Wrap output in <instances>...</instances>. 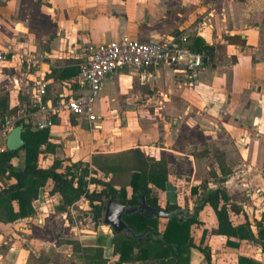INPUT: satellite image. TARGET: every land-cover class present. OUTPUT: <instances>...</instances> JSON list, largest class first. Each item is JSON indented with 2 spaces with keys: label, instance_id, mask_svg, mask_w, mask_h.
Returning a JSON list of instances; mask_svg holds the SVG:
<instances>
[{
  "label": "crops",
  "instance_id": "1",
  "mask_svg": "<svg viewBox=\"0 0 264 264\" xmlns=\"http://www.w3.org/2000/svg\"><path fill=\"white\" fill-rule=\"evenodd\" d=\"M179 34L187 35L189 48L205 54L201 69L189 73L181 66L125 68L104 78L94 112L99 120L103 114L113 118L118 112L125 113L122 127L100 124L95 128L83 116L58 114L48 129L49 149L43 155L51 161L58 159L63 168L77 161L89 165L97 154L138 148L146 156L166 162V188L155 192L161 210L176 204L191 213L204 192L219 188L241 211L230 216L237 220L231 219L232 223L248 221L255 233L253 224L261 221L264 213V179H252L254 173L264 174V135L260 134L264 116L258 119L253 106L264 104V60H255L249 49L264 48V0H0V49L11 50L0 61V95L8 94L16 112L30 99L28 79L34 74L22 66L23 52L40 58L39 68L45 76L50 68L78 69L89 44L123 37L159 42ZM204 46L209 49L198 51ZM72 78H46L47 97L76 94ZM247 81L257 83L258 99L248 97L237 104L233 96L226 101V90L235 93ZM221 89L223 98L215 94ZM159 93L169 97L161 100ZM98 104L99 113L95 110ZM40 119L37 115L28 121L34 125ZM252 122L257 133L252 131ZM84 128L102 130V134L105 129L107 135L111 130L112 134L109 140H86L90 134ZM64 129L79 130L83 140H61ZM1 141L4 144V139H0L2 150ZM18 160H12L16 167ZM251 175L249 182L260 186L257 198L245 184V177ZM89 185L90 191L94 187ZM192 196L196 198L190 201ZM33 203V215L13 223L0 222V264H83L67 240L80 246H101L107 264H115L118 257L112 254L113 231L103 222L100 230L94 226L87 200L80 198L62 210L61 194L49 184ZM202 214L206 217L201 218ZM197 220L199 225L191 226L193 242L199 246L204 231L200 246L208 247L213 264H221L215 260L220 254L211 244L214 240L223 243V251L238 252L231 264H238L239 257L245 259L241 264H264V253L255 240H242L236 247L226 245V237L215 233L216 219L208 205L203 206ZM122 264L157 263L148 261L146 249H141L136 260ZM187 264L205 262L191 249Z\"/></svg>",
  "mask_w": 264,
  "mask_h": 264
},
{
  "label": "trees",
  "instance_id": "2",
  "mask_svg": "<svg viewBox=\"0 0 264 264\" xmlns=\"http://www.w3.org/2000/svg\"><path fill=\"white\" fill-rule=\"evenodd\" d=\"M226 39H231L226 38ZM206 46L202 47L205 51ZM76 67L50 68L45 74L46 78L54 81L65 80L75 76ZM16 105L9 104L7 93L0 95V128L8 117L16 113ZM22 123L21 139L23 145L15 151L6 149L0 151V222L13 223L19 219L31 216L35 212L34 199L51 184L59 190L62 197L60 208L72 205L81 197L87 200L93 211V218L102 216V207L107 200L123 203L126 207L136 206L140 197H143L147 206L159 208L156 191H163L168 180V168L163 159L156 160L146 156L138 148H133L116 154H97L91 157L89 170L88 164L77 161L61 168V162L53 160L46 167L39 165V156L49 149V130H39L29 121L20 119L15 125ZM23 152L22 166H14L13 159H18ZM76 169V171H72ZM91 172L89 178L88 175ZM129 173L126 185L114 187L109 178L114 174ZM100 174L101 176H99ZM13 180V182H9ZM87 184H92L93 189L88 190ZM127 187L129 192H127ZM194 192V191H193ZM208 205L216 219L215 233L226 237V245L236 247L242 240H255L264 253V225L262 220L255 221L252 226L248 221L233 224L231 215L241 214L240 210L230 204L229 197L222 189L204 192L200 202L195 205L192 212L176 204H167L163 209L168 213L166 218L146 216L139 212L124 215L122 220L135 234H144L141 238L125 237L122 233L111 238L112 254L118 258L115 264L134 261L137 252L146 249L147 260L157 264H187L191 249H196L202 256L205 264L211 262L207 246H196L191 236V226L199 225L198 213L203 206ZM160 209V208H159ZM159 220H163L162 228ZM236 241H233V240ZM73 252L82 258L83 264H107L108 259L103 256L101 246H80L74 240H67ZM245 259L238 258V264Z\"/></svg>",
  "mask_w": 264,
  "mask_h": 264
},
{
  "label": "built area",
  "instance_id": "3",
  "mask_svg": "<svg viewBox=\"0 0 264 264\" xmlns=\"http://www.w3.org/2000/svg\"><path fill=\"white\" fill-rule=\"evenodd\" d=\"M9 52L11 50L8 47L0 49V61L4 60ZM204 61L203 52L188 47L186 34L159 42H142L123 37L107 43L89 44L84 49V58L78 66V72L71 81L76 85L78 92L70 96L60 94L47 97L48 82L39 68L40 58L23 52L21 64L28 74H34L28 79L30 99L14 116L4 121L0 128V139H5V135L15 126L17 120L25 119V122H28V119L37 115L41 116V119L34 126L39 130L51 128L53 117L64 112L73 116H83L92 127L97 128L100 118L94 112V103L104 78L125 68L157 69L163 65L181 66L186 72L192 73L201 69ZM159 97L162 100L169 95L159 93ZM2 148L4 150L5 146L2 145ZM2 150L0 148V151ZM88 168L93 169L90 164ZM72 171L75 172L76 169ZM91 175L90 172L87 178ZM89 188L90 185L87 184V189ZM70 214L74 216L75 212L71 211Z\"/></svg>",
  "mask_w": 264,
  "mask_h": 264
},
{
  "label": "rangeland",
  "instance_id": "4",
  "mask_svg": "<svg viewBox=\"0 0 264 264\" xmlns=\"http://www.w3.org/2000/svg\"><path fill=\"white\" fill-rule=\"evenodd\" d=\"M48 36V35H46ZM249 53H250V56L255 58V60H264V48H261V49H255V52L254 50H251L249 49ZM258 58V59H257ZM231 60V59H230ZM263 85H264V82H263ZM256 86H257V83L256 82H245L241 88H237L235 89L236 92L233 93L231 92L230 90H226L225 92L221 89L220 91H215V94H218L217 97H221L223 95V92L225 94V96H223L224 98H226V101H231V99H233V96H236V100H237V104H240V103H243L244 101H248V97L250 99H258V94H257V89H256ZM218 89V88H217ZM100 95V94H99ZM221 97V98H223ZM99 100V98H98ZM97 100V101H98ZM98 108H96V112L99 113V104L97 106ZM253 107H256L255 109H253V113H256V116L258 117V119H263V116H264V104H262V102H260L259 104H256L254 105ZM125 113L123 112H118L116 114H114L113 118L111 117V115L109 114H103L101 116V120L97 122V125H103L108 127V128H120L122 127V121H121V117L124 115ZM138 115V114H137ZM129 116H132L129 114ZM71 119V118H70ZM256 119V118H253V120ZM73 119H71V122H72ZM258 125L260 123H257ZM256 123L255 122H252V131L253 133L254 132H258V129L255 127ZM261 125V124H260ZM256 128V129H255ZM91 130H89L88 128H84V131L86 130L90 135H88V139L86 140H109V137L108 136H111V130L109 131V135H107V131H105L104 129V132L102 134V130H94L93 128H90ZM61 140H65V141H69V140H83L82 137L84 134H82L79 130L77 129H73V130H69V129H64L63 131H61ZM97 132V133H95ZM261 135H264V131L260 132ZM1 143L3 144V141H1ZM4 145V144H3ZM59 148L63 150V147L62 145L60 144L59 145ZM52 160V159H51ZM50 159H47L45 155L41 154L39 156V165L42 166V167H46L47 165H49L52 161ZM58 160V159H56ZM87 160H90V159H87ZM85 161V160H83ZM19 166L22 165V162H23V152L21 151L20 154H19ZM61 162V161H60ZM63 164H66V162H62ZM130 174L129 173H120V174H116V175H113L111 178H109V181L112 183V185H122V184H125L127 181H129V176ZM259 176L261 178H259ZM252 175L250 177H245L246 181H245V184L246 186H251V190H254L253 191V194L255 195V198H257L259 196V193L255 192V190H257L260 186L256 185L255 183L252 184V181L249 182V180L251 179ZM254 181L256 180H262L264 179V174H261V175H257L256 173L253 174V178H252ZM127 184V183H126ZM125 184V185H126ZM115 187V186H114ZM118 188V187H117ZM258 195V196H257ZM83 198V197H81ZM194 196L191 197V200H194ZM190 199V198H188ZM197 199L199 200V197H197ZM202 199V197H201ZM200 199V200H201ZM255 201V199H254ZM200 202V201H199ZM197 202L196 205L199 203ZM192 211V210H190ZM91 214H92V223L94 224L95 227H98L99 230H100V225L102 223V216L101 218L99 219H94L93 218V211L91 210ZM205 215H201V218ZM206 217V216H205ZM204 217V218H205ZM233 217V216H232ZM231 217V219H232ZM234 222H236L237 220L235 218L232 219ZM164 221L163 220H159V227L162 228V223ZM207 223V226L209 228H211V226L209 225V222H206ZM209 233L211 234L213 232V229H208ZM198 232V231H197ZM195 231V234L197 233ZM209 237V236H208ZM209 239V238H208ZM214 247L215 245V250H216V254H220V255H217L216 257V261L217 262H220L221 264H231V262L235 259L236 257V254L238 252H230L228 250H225L223 251V243H220V242H217V241H212L211 243ZM244 251V250H243ZM242 250H240V252H243Z\"/></svg>",
  "mask_w": 264,
  "mask_h": 264
},
{
  "label": "water",
  "instance_id": "5",
  "mask_svg": "<svg viewBox=\"0 0 264 264\" xmlns=\"http://www.w3.org/2000/svg\"><path fill=\"white\" fill-rule=\"evenodd\" d=\"M22 128V123L15 125L5 135L4 146L6 150L15 151L22 147ZM135 212L158 218H166L168 216V213L159 208L147 206L144 203L143 197H140L138 204L131 208L126 207L123 203H119L113 200H107L102 207V222L103 224L109 226L115 234L122 233L125 237L132 236L139 239L144 234L135 235L122 220V217L124 215H130Z\"/></svg>",
  "mask_w": 264,
  "mask_h": 264
}]
</instances>
